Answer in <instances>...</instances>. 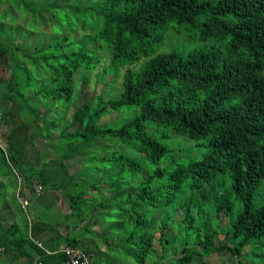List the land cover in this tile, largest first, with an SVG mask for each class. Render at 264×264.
Masks as SVG:
<instances>
[{
	"label": "trees",
	"instance_id": "16d2710c",
	"mask_svg": "<svg viewBox=\"0 0 264 264\" xmlns=\"http://www.w3.org/2000/svg\"><path fill=\"white\" fill-rule=\"evenodd\" d=\"M0 6L7 79L0 175L13 186L22 177L28 190L39 180L45 190L60 191L74 221L69 230L96 216L84 236L67 244L96 258L94 264H147L150 255L162 263L172 240L182 248L169 258L176 264L213 253L228 255L227 264H264V0H0ZM193 26L202 41L228 39L224 56L165 50L170 30ZM178 137L194 142L203 158L190 159L185 142L175 148ZM38 138L52 144L56 158H30ZM79 156L83 168L69 173L67 161ZM6 186L0 179V207ZM19 235V243L35 245ZM9 250L0 254L11 258ZM48 260L66 258L58 252Z\"/></svg>",
	"mask_w": 264,
	"mask_h": 264
},
{
	"label": "crops",
	"instance_id": "0c3cea01",
	"mask_svg": "<svg viewBox=\"0 0 264 264\" xmlns=\"http://www.w3.org/2000/svg\"><path fill=\"white\" fill-rule=\"evenodd\" d=\"M19 179L23 180L21 187L19 185ZM34 181H38L44 187L42 194H37L33 189L32 185ZM33 182L31 183V189L29 190L25 188L26 181L22 177H18V183L14 186L7 180L4 182L7 185L5 188L7 192L4 195L5 205H1L0 207V226L5 229V232L7 231L8 236H5V241L9 240L11 242L8 244L11 258H9L7 254H0V264H50V262H52V264H57V262L61 261L60 259V261H53L48 260V257L54 256L55 253L53 252L57 251L62 246L69 245L65 240L68 237L72 238L74 235L72 230H69L68 228L70 224L74 223L73 220L69 219L70 211L68 210V215L64 216L66 217V221L62 224L61 220L58 218V212H51L53 208L58 210L57 207H60L63 200H60L55 196H53L55 197L54 201L48 202L45 199L47 193H52L55 189L45 190V186L41 181L33 180ZM23 192L30 193V196L23 198L21 195ZM24 199H28L32 202L29 218L21 208L20 201ZM38 201H42V206L37 209L35 213L33 212V207ZM47 218H50L54 223H49V225L46 221ZM34 220L38 222L37 225H34V227L37 228L36 236L33 235L31 231ZM69 220L70 223L68 222ZM17 233L18 235L20 233L28 234V236L30 235L29 237L30 239L32 238L34 244L40 247L45 253H40L33 244L19 243L16 240L17 236H15ZM90 258L92 264L97 260L93 256H90Z\"/></svg>",
	"mask_w": 264,
	"mask_h": 264
},
{
	"label": "rangeland",
	"instance_id": "374dc122",
	"mask_svg": "<svg viewBox=\"0 0 264 264\" xmlns=\"http://www.w3.org/2000/svg\"><path fill=\"white\" fill-rule=\"evenodd\" d=\"M0 10H1V6H0ZM167 46L165 47V50L169 51V50H175L177 53H179L180 55H187L190 52H193L195 50H204V51H208V50H213L218 52L219 54H221V56H224V54L227 52V46H228V39L226 40H214V41H202L200 39V29L196 26H193L191 28L188 27H184L182 28L180 33H177L175 30H170L167 33ZM34 37H32L30 39V42L33 40ZM5 63V58L0 57V91L2 89H4V87L7 85V79L5 77V74L3 72V70L1 69V66ZM91 80H92V85H94L95 83V77L96 74H92L91 76ZM86 91L89 93L88 96H91L94 93L93 88H86ZM1 93V92H0ZM1 101V98H0ZM115 115H111V116H107L105 118H103L100 121V124H104L107 122H111L115 119ZM68 119H70V115H68ZM11 125H9L8 127H5V130L11 129ZM34 131V130H32ZM178 141H181V146H176L175 148L178 147H185L184 145H182L183 142L187 143L185 145H187L186 148L189 149L188 152V157L190 159H196V160H201L203 158L204 152H202V150H198L196 149V147H194L195 143L192 141H188L183 137H178L177 139L174 140V144H176ZM172 147V146H171ZM31 156L30 158L33 160V157L36 154H39L40 156L43 157V159H45V161L49 162L51 160H53L54 158H56V155L52 149V144H48L44 141V139L38 138L35 141V146L32 147L31 146ZM205 151V149L203 150ZM184 154V153H183ZM186 155V154H184ZM83 159V156H79L74 160L71 161H67L68 164V171L69 173H74L77 172L78 170L83 168L82 162L81 160ZM184 162H187L186 159H184ZM1 176V180H3L4 182L6 181L5 179H7L5 177V175H0ZM10 183V181H9ZM55 196L56 198L62 200V196L60 191L55 190L52 191V193H47L45 199L46 201L50 202V201H54L55 200ZM165 196L166 197H173V195L171 194V192H169V190L167 189L165 191ZM42 201H38L35 206L33 207V212L36 213L37 209H39L42 206ZM58 210L56 208H53L51 210L52 213L58 212V218L61 220V224L66 221V217L68 215V209L69 206L66 203H61L60 207H57ZM60 214V215H59ZM96 216H94L93 218H95ZM93 218L91 220V223L89 224L88 222L84 225L81 226L82 229L78 228H71L70 230H72L73 232V236H78V237H82L84 236L85 232H84V228L85 227H90L92 225V221ZM70 220L72 218H69ZM178 219H180V217L178 216ZM70 220L68 221L70 223ZM47 223H54L50 218H47ZM59 223V222H58ZM74 224V223H73ZM72 224V225H73ZM50 225V224H49ZM176 230V229H175ZM156 247L158 248V252H161V246L159 244H156ZM170 256H168V259L165 260L162 263H159V260L156 259L155 256L150 255V258L147 262V264H176L175 261H171V259L169 260V258L175 259L174 255L172 254V252H174L175 250L177 252H180L182 250L181 245L179 240L177 241H173L170 244ZM152 258V259H151ZM160 259V258H159ZM124 260V258L122 259ZM229 258L228 255L226 254H220L218 255L217 253H213L210 255H205L203 258H195L191 261V264H227L229 263Z\"/></svg>",
	"mask_w": 264,
	"mask_h": 264
},
{
	"label": "built area",
	"instance_id": "2783aa9c",
	"mask_svg": "<svg viewBox=\"0 0 264 264\" xmlns=\"http://www.w3.org/2000/svg\"><path fill=\"white\" fill-rule=\"evenodd\" d=\"M23 184V180L19 179V185ZM33 189L37 194H42L44 191V187L38 182H33ZM31 201L28 199H24L20 201L21 208L25 212V214L28 216L30 215L31 211ZM5 252V248L0 244V253ZM62 252L65 254L66 260L64 261V264H92L91 259L89 256L85 255L81 250L71 247V246H63L60 248V250L54 252L58 253Z\"/></svg>",
	"mask_w": 264,
	"mask_h": 264
},
{
	"label": "clouds",
	"instance_id": "9594fccd",
	"mask_svg": "<svg viewBox=\"0 0 264 264\" xmlns=\"http://www.w3.org/2000/svg\"><path fill=\"white\" fill-rule=\"evenodd\" d=\"M64 246H71V245H64ZM4 247V246H3ZM63 247V246H62ZM71 247H74V246H71ZM74 248H77V247H74ZM77 249H79V250H81L80 248H77ZM58 250H60V248L58 249ZM57 250V251H58ZM6 251V250H5ZM82 251V250H81ZM56 252V251H55ZM85 255H87L84 251H82ZM54 253V252H53ZM60 253H62V252H60ZM57 254V253H56ZM218 254V253H217ZM218 255H220V254H218ZM87 256H89V255H87ZM90 257V256H89ZM91 259V258H90ZM91 262H92V260H91Z\"/></svg>",
	"mask_w": 264,
	"mask_h": 264
}]
</instances>
